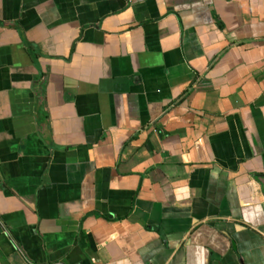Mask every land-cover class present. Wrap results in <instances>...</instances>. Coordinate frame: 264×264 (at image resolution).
Wrapping results in <instances>:
<instances>
[{"label": "crops", "instance_id": "0c3cea01", "mask_svg": "<svg viewBox=\"0 0 264 264\" xmlns=\"http://www.w3.org/2000/svg\"><path fill=\"white\" fill-rule=\"evenodd\" d=\"M0 264H264V0H0Z\"/></svg>", "mask_w": 264, "mask_h": 264}]
</instances>
